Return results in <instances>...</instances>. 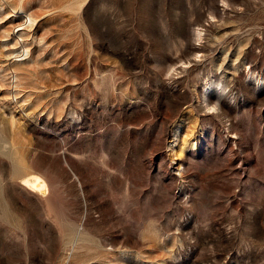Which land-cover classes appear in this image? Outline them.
Masks as SVG:
<instances>
[{
    "label": "rangeland",
    "instance_id": "1",
    "mask_svg": "<svg viewBox=\"0 0 264 264\" xmlns=\"http://www.w3.org/2000/svg\"><path fill=\"white\" fill-rule=\"evenodd\" d=\"M0 264H264V0H0Z\"/></svg>",
    "mask_w": 264,
    "mask_h": 264
},
{
    "label": "bare ground",
    "instance_id": "2",
    "mask_svg": "<svg viewBox=\"0 0 264 264\" xmlns=\"http://www.w3.org/2000/svg\"><path fill=\"white\" fill-rule=\"evenodd\" d=\"M30 20L31 19L28 18L29 22ZM23 185L34 192L45 193L48 189L46 181L41 176L36 174H31L26 179H24Z\"/></svg>",
    "mask_w": 264,
    "mask_h": 264
}]
</instances>
